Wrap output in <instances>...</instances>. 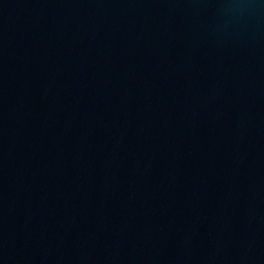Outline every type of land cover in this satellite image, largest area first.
Here are the masks:
<instances>
[{
  "label": "water",
  "instance_id": "obj_1",
  "mask_svg": "<svg viewBox=\"0 0 264 264\" xmlns=\"http://www.w3.org/2000/svg\"><path fill=\"white\" fill-rule=\"evenodd\" d=\"M0 264H264V0H0Z\"/></svg>",
  "mask_w": 264,
  "mask_h": 264
}]
</instances>
